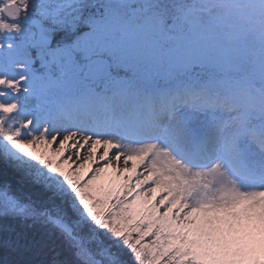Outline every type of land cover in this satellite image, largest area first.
I'll return each mask as SVG.
<instances>
[{
	"label": "snow or ice",
	"instance_id": "snow-or-ice-1",
	"mask_svg": "<svg viewBox=\"0 0 264 264\" xmlns=\"http://www.w3.org/2000/svg\"><path fill=\"white\" fill-rule=\"evenodd\" d=\"M0 264H264V0H0Z\"/></svg>",
	"mask_w": 264,
	"mask_h": 264
}]
</instances>
